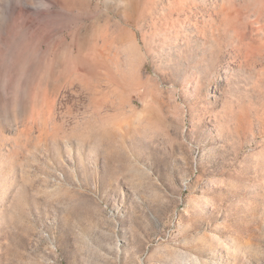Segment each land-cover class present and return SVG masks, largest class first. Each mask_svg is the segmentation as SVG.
<instances>
[{
  "label": "rangeland",
  "instance_id": "rangeland-1",
  "mask_svg": "<svg viewBox=\"0 0 264 264\" xmlns=\"http://www.w3.org/2000/svg\"><path fill=\"white\" fill-rule=\"evenodd\" d=\"M0 264H264V0H0Z\"/></svg>",
  "mask_w": 264,
  "mask_h": 264
}]
</instances>
